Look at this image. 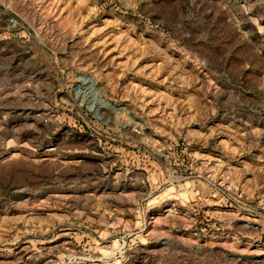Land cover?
Here are the masks:
<instances>
[{
  "label": "rangeland",
  "instance_id": "374dc122",
  "mask_svg": "<svg viewBox=\"0 0 264 264\" xmlns=\"http://www.w3.org/2000/svg\"><path fill=\"white\" fill-rule=\"evenodd\" d=\"M0 264H264V0H0Z\"/></svg>",
  "mask_w": 264,
  "mask_h": 264
},
{
  "label": "bare ground",
  "instance_id": "6f19581e",
  "mask_svg": "<svg viewBox=\"0 0 264 264\" xmlns=\"http://www.w3.org/2000/svg\"><path fill=\"white\" fill-rule=\"evenodd\" d=\"M84 78V86H78V92L81 93L83 96L82 98L87 99L92 108L97 112H101L103 109L108 108L109 105L106 103L105 100L101 99L97 92L94 89L95 81L92 78L83 77ZM126 127H129L126 125Z\"/></svg>",
  "mask_w": 264,
  "mask_h": 264
}]
</instances>
